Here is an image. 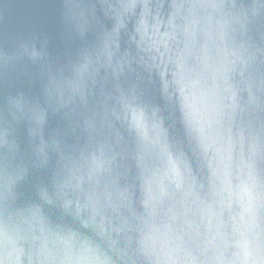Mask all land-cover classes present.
<instances>
[{"label":"clouds","instance_id":"clouds-1","mask_svg":"<svg viewBox=\"0 0 264 264\" xmlns=\"http://www.w3.org/2000/svg\"><path fill=\"white\" fill-rule=\"evenodd\" d=\"M0 264H264V0H0Z\"/></svg>","mask_w":264,"mask_h":264}]
</instances>
